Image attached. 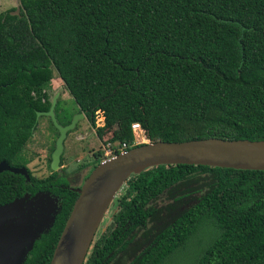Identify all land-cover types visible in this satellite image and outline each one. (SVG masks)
<instances>
[{"label":"trees","instance_id":"obj_1","mask_svg":"<svg viewBox=\"0 0 264 264\" xmlns=\"http://www.w3.org/2000/svg\"><path fill=\"white\" fill-rule=\"evenodd\" d=\"M54 73L100 138L125 121L109 142L116 156L140 146L133 124L149 142L264 141V0H19L17 14L0 12V162L26 168ZM76 190L56 172L0 173V206L40 192L60 199L24 264H50ZM116 202L84 264L133 248L144 249L130 264H164L206 228L194 264H264V171L161 165L132 175Z\"/></svg>","mask_w":264,"mask_h":264},{"label":"water","instance_id":"obj_2","mask_svg":"<svg viewBox=\"0 0 264 264\" xmlns=\"http://www.w3.org/2000/svg\"><path fill=\"white\" fill-rule=\"evenodd\" d=\"M59 93L48 111L36 119L48 117L58 131L51 154L50 170L57 172L64 142L79 121L77 113L69 124L60 125L55 116ZM161 165H195L235 170L264 171V141L202 139L185 142H148L101 162L76 190V199L66 221L50 264H84L109 206L126 181L145 170ZM10 172L30 180L27 168H15L0 162V173ZM48 192L25 195L0 206V264H24L36 241L47 234L61 210L54 209L59 198ZM60 200V199H59Z\"/></svg>","mask_w":264,"mask_h":264},{"label":"rangeland","instance_id":"obj_3","mask_svg":"<svg viewBox=\"0 0 264 264\" xmlns=\"http://www.w3.org/2000/svg\"><path fill=\"white\" fill-rule=\"evenodd\" d=\"M11 9L14 10L15 14L18 13L19 0H0V12ZM53 80L55 81L49 83L47 87H44L45 89H43V91L48 94L50 102L52 98L59 93L57 100L59 105L55 108V116L58 124L64 125L70 122L79 112L77 105L66 91L56 73H54ZM103 125V115L98 111L95 113V126L96 128H101ZM132 133L135 144L143 145L149 142L145 135H143L141 129L132 131ZM124 134H126V124L124 120H121L110 130L103 132L101 138L97 135L96 129L88 123L87 119L79 121L76 128L67 135L64 142V151L60 167L56 173L67 178L71 188L80 189L92 171L101 162L111 158H103V156H107L105 153L110 149L109 146H118V142L110 145V140L115 136H122ZM56 139L57 134L51 120L48 117H39L38 125L34 130L33 136L21 153V160L27 163L26 167L32 178L42 180L48 178L51 173H53L50 170L49 161L55 148ZM110 150L113 151L112 148ZM101 152L103 155L100 154ZM113 157H115V155ZM163 202L164 200H159L160 204ZM59 205L60 200L58 199L56 204H54L55 211H57L56 207ZM116 209L117 202L116 198H114L100 223L96 237L110 226L111 217L116 212ZM211 232L212 231L207 228L200 231L199 234H197V236L200 235V238H192L185 249L174 252L164 264H194L195 255L200 252L201 244L207 241ZM198 241H200V246Z\"/></svg>","mask_w":264,"mask_h":264},{"label":"flooded vegetation","instance_id":"obj_4","mask_svg":"<svg viewBox=\"0 0 264 264\" xmlns=\"http://www.w3.org/2000/svg\"><path fill=\"white\" fill-rule=\"evenodd\" d=\"M143 249L144 248H141V249L140 248H133L132 250H128L126 253H117L115 255L113 261L110 262L109 264H130V262L134 259L135 255L140 253ZM124 261H126V262H124Z\"/></svg>","mask_w":264,"mask_h":264},{"label":"built area","instance_id":"obj_5","mask_svg":"<svg viewBox=\"0 0 264 264\" xmlns=\"http://www.w3.org/2000/svg\"><path fill=\"white\" fill-rule=\"evenodd\" d=\"M131 128H132V131H136V130H140L141 129L139 124H133ZM126 151H127L126 144H122L119 147V152L122 153V152H126ZM105 154L107 155V156H105V159H107L109 157L112 158L115 155L114 151H111L110 149Z\"/></svg>","mask_w":264,"mask_h":264}]
</instances>
